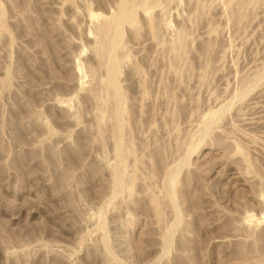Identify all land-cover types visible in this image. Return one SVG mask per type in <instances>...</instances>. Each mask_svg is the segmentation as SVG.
<instances>
[{
  "label": "rangeland",
  "instance_id": "374dc122",
  "mask_svg": "<svg viewBox=\"0 0 264 264\" xmlns=\"http://www.w3.org/2000/svg\"><path fill=\"white\" fill-rule=\"evenodd\" d=\"M0 264H264V0H0Z\"/></svg>",
  "mask_w": 264,
  "mask_h": 264
},
{
  "label": "bare ground",
  "instance_id": "6f19581e",
  "mask_svg": "<svg viewBox=\"0 0 264 264\" xmlns=\"http://www.w3.org/2000/svg\"><path fill=\"white\" fill-rule=\"evenodd\" d=\"M123 17V15L121 14L120 16H119V18H122Z\"/></svg>",
  "mask_w": 264,
  "mask_h": 264
}]
</instances>
